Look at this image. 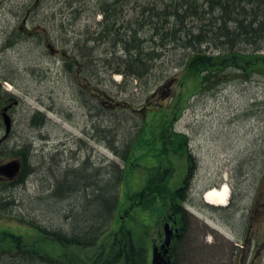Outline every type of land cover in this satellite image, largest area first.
Returning a JSON list of instances; mask_svg holds the SVG:
<instances>
[{
    "label": "rangeland",
    "instance_id": "obj_1",
    "mask_svg": "<svg viewBox=\"0 0 264 264\" xmlns=\"http://www.w3.org/2000/svg\"><path fill=\"white\" fill-rule=\"evenodd\" d=\"M96 2L79 0L72 13L68 0L0 1V89L14 99L8 111L12 126L0 150V164L16 159L12 149L27 143L33 167L21 184L9 185L8 178H0V232L14 231L26 247L50 256L28 262L17 249H0V264L84 262V253L94 248L63 245L33 225L69 234L98 223V205L90 201L91 189L57 198L51 186L66 169L89 173L99 168L102 183L114 164L124 166L121 154L127 147L134 169L119 187L114 213L117 217L132 206L124 223L143 243V264H149V240L157 245L163 240L161 203L151 201L145 210L148 207L143 209L142 204L133 206L129 197L135 199L137 190L152 177L160 178L156 176L160 166L161 173L167 170L168 186L181 184L189 164L184 151L172 149L170 137L177 142L181 139L172 133L186 137L195 159L186 185L190 226L177 242L176 264H264V249L257 262L250 259L255 252L253 241L246 249L245 262L235 245L242 243L245 213L264 169V67L247 76L227 67L218 83L199 87L198 81L186 75L187 52L167 45L158 50L160 55L145 77L129 82L112 72L111 44L89 42L93 45L91 64L86 65L89 59L85 57L82 67L69 72L66 59L75 54L80 60L79 51L91 34L87 30H98L92 20ZM93 18L97 21L100 15ZM121 53L117 46L116 54ZM91 91L100 95L95 97ZM174 109L180 111L178 115L166 118V112ZM36 110L47 118L45 123H31ZM224 181L234 187L241 211L196 207L202 204L205 188ZM5 201L9 203L4 205ZM99 236L105 237L102 232Z\"/></svg>",
    "mask_w": 264,
    "mask_h": 264
},
{
    "label": "trees",
    "instance_id": "obj_2",
    "mask_svg": "<svg viewBox=\"0 0 264 264\" xmlns=\"http://www.w3.org/2000/svg\"><path fill=\"white\" fill-rule=\"evenodd\" d=\"M96 13L102 18L96 22L98 30L86 37L85 45L79 51L80 60L75 54L66 59L65 68L69 72H76L79 66L82 67L85 57L89 59L86 60V65L91 64L92 46L97 43H110L113 47L111 57L115 64L112 72L119 73L122 81L130 82L145 77L152 68L153 60L160 55L158 50L167 48V45L183 48L187 52L184 61L186 75H191L198 81L199 87L207 82L218 83L223 77L221 73H224L227 67L246 76L252 70L264 67V54L260 53L264 48V0H97L93 15ZM89 42L93 45H88ZM148 42L150 44L146 46ZM117 46L122 49L121 54H116ZM106 59L109 58L104 59L108 61ZM94 95L97 97L100 94ZM10 99H13L12 95L0 89V105L6 101L10 102ZM136 110L142 113V109ZM179 112L175 109L168 111L166 118L178 115ZM30 121L33 125H41L47 118L36 110ZM144 125L145 123H142L140 129L143 130ZM172 134L181 137L178 142L170 137L172 149L189 154L186 137L179 133ZM3 142L5 140L0 143V150ZM29 151L30 146L27 143L12 149L11 153L21 165L16 177L8 180L7 184H21L33 172L29 163ZM131 153L130 148L123 149L121 158L124 160V166L114 164L106 171L107 178L102 183L99 179V168L96 172L89 173L66 169L60 178L54 180L51 186L52 196L62 198L71 191L85 192L91 189L93 197L90 201L98 205V223L87 224L88 226L80 231L67 234L33 225L63 245L94 248L92 253H84V262L76 260L74 264H143L146 251L143 243L138 241L133 229L124 223L132 206L125 207L122 212L124 214L117 217L114 213L118 204L119 187L134 169ZM160 167L156 173L160 178L149 179L137 190L136 198L129 197V200L133 206L142 204L144 208L140 207L143 209L148 207L151 201L159 200L163 210L160 221L163 223L168 211L172 210L173 220L177 218L179 203L187 195L186 182L190 173H186L178 187L171 188L166 181L167 170L161 173ZM191 167L189 166V169ZM7 203L9 202L5 201L4 205ZM145 210H149V207ZM165 219L167 220V217ZM101 232L103 237L105 235L103 239L99 236ZM0 249H17L19 255L29 259L28 262H34L38 258L44 261L50 257L33 247H26L22 236L9 230L0 232ZM55 263L62 264L57 261ZM173 264H176L175 260Z\"/></svg>",
    "mask_w": 264,
    "mask_h": 264
},
{
    "label": "flooded vegetation",
    "instance_id": "obj_3",
    "mask_svg": "<svg viewBox=\"0 0 264 264\" xmlns=\"http://www.w3.org/2000/svg\"><path fill=\"white\" fill-rule=\"evenodd\" d=\"M264 61V57H263ZM189 154H184L186 157V162L187 165L192 166L190 171L189 167L186 170V173L190 172L189 179L186 182V185L189 183L192 171L195 165V159L193 158V155L191 152H188ZM190 155V156H188ZM0 178L3 179L2 176ZM190 184V183H189ZM189 184L187 186H189ZM238 199H236L235 196V190L234 187L230 184V196L227 202V205L224 207H218V206H213L209 203H207L205 200L202 198V204L201 206L196 204V207L202 209L204 207H208L209 209H219V208H232L234 210H240L239 204H237ZM186 202H191V200L187 201V197L181 199L179 203V214L175 220L172 219L173 217V212L168 211V214L164 216V222L167 221L169 222L170 228L173 229L171 233V239L170 243L167 248V252L164 256L165 259L170 260V264H173V261L175 260V248L177 245L178 240L182 239L184 236H186L187 233H184L186 230H189L190 226V218L188 216V213L190 212L188 208L186 207ZM191 204V203H190ZM189 205V204H188ZM190 206V205H189ZM238 206V207H237ZM167 217V220L165 219ZM241 231L242 236L240 240L242 241L241 245H237V255L239 258L241 256L244 257V262L247 261V252L246 249L249 250V246L251 245V241L254 242L255 248H254V253L251 252V258L252 262H255L258 260L262 250L264 249V169L260 172L257 183L254 187V191L252 193V196L249 200V205L247 207L246 213H245V219L244 223L242 225ZM162 235V233H161ZM150 242V251L152 254V248L156 247L161 244L159 243L158 245L155 244L153 239L149 240ZM238 247H240L238 249ZM160 249V248H159ZM257 250V251H256ZM235 252V251H234ZM151 258V256H150ZM148 262V259L146 260ZM257 262V261H256Z\"/></svg>",
    "mask_w": 264,
    "mask_h": 264
},
{
    "label": "water",
    "instance_id": "obj_4",
    "mask_svg": "<svg viewBox=\"0 0 264 264\" xmlns=\"http://www.w3.org/2000/svg\"><path fill=\"white\" fill-rule=\"evenodd\" d=\"M11 104L5 105L0 109V116L4 126L3 136L0 138V142L3 141L9 134L11 129V117L8 113V108ZM20 161L18 159H11L4 163L0 164V175L8 178L9 180L13 179L20 170ZM164 240L160 244V251L154 247L152 250V258L150 264H169V260L164 258V255L167 252V247L170 242L172 229L169 228V224L165 223L163 225Z\"/></svg>",
    "mask_w": 264,
    "mask_h": 264
},
{
    "label": "bare ground",
    "instance_id": "obj_5",
    "mask_svg": "<svg viewBox=\"0 0 264 264\" xmlns=\"http://www.w3.org/2000/svg\"><path fill=\"white\" fill-rule=\"evenodd\" d=\"M79 0H68V6L71 7V11L72 13L75 12L77 10V7L74 6V3L77 2ZM81 12V9L78 8V13ZM94 15H92V20L94 22V24H96V22L100 21L102 18L100 17L99 20L94 21ZM87 26H89V24H87ZM89 29V28H87ZM88 33L94 32H90L89 30H87ZM86 32V33H87ZM89 34V35H91ZM264 48L260 50V53L264 54ZM119 74V73H118ZM229 186L228 184L224 181L222 183H220L219 186H210L209 188H207L206 190L204 189V195L203 198L211 203V204H217V205H225L227 203L228 200V196H229Z\"/></svg>",
    "mask_w": 264,
    "mask_h": 264
}]
</instances>
